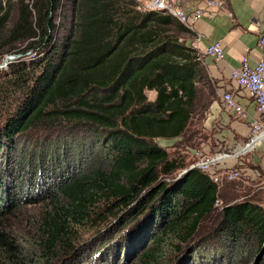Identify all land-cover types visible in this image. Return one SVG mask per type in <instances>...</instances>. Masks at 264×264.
<instances>
[{"label":"trees","instance_id":"trees-1","mask_svg":"<svg viewBox=\"0 0 264 264\" xmlns=\"http://www.w3.org/2000/svg\"><path fill=\"white\" fill-rule=\"evenodd\" d=\"M58 2L35 0L32 8L27 5L10 29V40L28 42L27 51L41 48L43 42L51 44L56 27L51 13L57 10ZM2 13L0 26L6 27L9 14L1 0ZM77 13L76 33L70 34L68 43L63 40L61 45L52 44L29 93V102L13 125L19 132L39 121L91 125L95 138L87 142L88 149L99 147L109 161L108 169L94 167L77 176L71 171L62 181L55 176L48 181L56 183L49 194L55 191L57 197L41 222V252L53 259L47 264H55L68 254L74 259L79 257L69 264H85L81 256L99 244L102 250L96 259H104L105 264H119L125 257L128 262L138 258L146 264L145 260L159 261L161 245L173 239L181 240L174 254L176 261L189 252L202 264L198 252L203 243L216 247L213 256L221 264H232L243 256L252 262L256 258V264L261 256L258 264H264L262 204L253 200L223 203L222 211L215 214L223 188L209 173L187 168L175 183L160 177H168L187 164L183 158H170L156 139L191 141L192 136L203 135L202 129L190 130L198 92L196 82L202 72L199 54L182 39L191 30L163 11L140 10L135 0H78ZM17 72L18 77L26 75L20 69ZM149 91L157 93L155 100H150ZM188 132L191 138L184 139ZM59 152L52 157L57 166L62 162ZM89 153L94 158L95 152ZM90 156L85 155V160ZM75 164L68 163L71 167L67 169ZM61 169L55 167L54 174L60 175ZM47 186L39 187L37 193L44 187L49 189ZM0 191L2 223L7 217L6 195L2 187ZM144 192L146 199L114 227L124 226L118 240H113L116 230L102 233L92 242L94 238L85 245L84 252L83 247L76 249V244L70 243L91 212H99L98 204L116 198L127 206ZM31 198L27 195L25 200L37 202ZM141 214L145 215L143 221L131 223L139 221ZM205 220H212L208 232L203 228ZM23 245L0 228V264H33L34 257L26 260Z\"/></svg>","mask_w":264,"mask_h":264},{"label":"rangeland","instance_id":"rangeland-1","mask_svg":"<svg viewBox=\"0 0 264 264\" xmlns=\"http://www.w3.org/2000/svg\"><path fill=\"white\" fill-rule=\"evenodd\" d=\"M2 1L4 7L7 9L9 17L8 20H6V27L0 26V177L3 181L2 183L0 182V188L2 187V190H5V199L8 200V202L5 200L4 209L7 217L2 219L0 228H3L7 233L12 234L16 240H20V242L24 244L27 261L34 257L33 264H47L48 261H52L53 259L44 256L46 253L43 252L45 251L41 252V242L43 240L41 222L47 210L51 209L52 200L57 197L55 191L49 194L53 189V185L56 183L52 184L51 182L48 183V181L52 180L54 176L62 181L72 172L74 176H77V174L89 171L94 167L108 169L109 161L106 154L102 152L99 147H95L92 150L88 149V144L95 138V132L92 130L93 127L91 125L82 127L81 125L74 126L63 122L48 123V121H39L37 125L32 126L24 132L13 129L17 117L29 102V93L35 83L36 76L42 72L43 66L46 64V60L51 53L50 49L52 48V44L56 43L61 45L64 41L68 43L66 39L70 37V34L76 33L79 22V14L77 13L78 0H59L57 10L51 13V17L54 18V24H56L54 32L52 33V30L50 32L54 36L53 42L51 44L43 42L41 48L36 50L28 49V51V42L20 43L14 39L10 40V29L19 19L21 11L25 9L27 5L32 8L35 0ZM186 1L187 0H177V4L186 6ZM135 2L137 1L135 0ZM0 16L3 17V13L0 14ZM187 35L188 33L183 35L182 39L184 41ZM37 63L38 65L36 66ZM19 69L23 73H26V75L18 77V72L16 73V71ZM156 95L157 93L155 91L148 92L150 100H155ZM202 128L201 119L198 112L195 111L190 130L193 132ZM202 133L203 135H201L204 138L200 137V134L194 135L191 138L188 132L184 139L191 138V141H182L183 138L156 139V144L158 146L168 150L170 158H174L175 156L183 158L187 164V167L180 169L174 174L168 175V177L160 175L162 181L168 183L176 182L182 177L184 170L187 168L191 169L202 157L210 158V156L223 154H211L208 151L206 152L203 149V142L205 140L202 141L201 138L206 139L207 133L204 131H202ZM72 137H74V143H71ZM251 138L252 137L249 138L246 145ZM88 141L89 143L87 144ZM260 144H264V142H260L253 147H248L245 149L244 154ZM65 149H67V151L63 153ZM57 150H60V155L56 156L62 161L58 166L55 165V160L52 159V157H55L53 154L57 152ZM90 151L95 152L94 158H92V153H89ZM44 155L47 157H44ZM85 155L91 156L88 160L87 158L85 160ZM224 161L225 159L223 162ZM75 162V167L68 170L67 168L71 167L68 163L72 164ZM63 164L67 165L64 167ZM222 165L223 163L220 165L216 164L214 168L218 171L219 167ZM55 167L58 169L64 167L60 172L62 177L54 174ZM222 174L224 175H222L218 181H214L218 184L219 188H223L219 196L221 206H216L215 214H219L222 211L223 203H236L244 200L259 202L261 191H259L258 188H264V182L261 183L258 177L256 179H251V181L249 180V182L243 172V166L240 163L231 165L228 169L223 170ZM44 185H48L47 187L49 189H46L45 186L43 189L38 190L37 193V189ZM144 194L145 192L140 195L136 201L127 206H122L120 201L116 198L101 202L96 207L99 212H95V210L91 212L90 218L85 224L78 227V235H75L73 237L74 241L70 243L76 244V249L83 247L81 250L84 252L85 245L94 238L92 242H94L96 238L98 239L101 236L100 234L116 230L119 231L115 232L116 237L113 240H118L119 235L124 234V231L122 232L124 226L116 230H114V227L121 223V219L127 218L125 216L127 213L137 209L139 201L141 200L143 202L148 196ZM27 195L32 196L31 199L37 202L31 203L26 201ZM42 195H45V197H42ZM62 201L64 202L63 199ZM144 216L145 215H142L141 218L138 217L139 221H132L131 223L143 221ZM205 221L203 225L204 229L213 227L212 220ZM131 223L128 229L131 227ZM206 230L207 232L210 231L208 229ZM180 241V239H173L161 245L158 254L162 255V258H160L159 261L145 260L146 264H174V262H176V264H201L199 259L195 260L192 256L190 257L189 252L181 256L179 261H176L177 258L174 254ZM63 244L55 251L57 254L61 251ZM100 247L99 244L98 247L92 248L93 251H91V253L89 252L90 248L86 249L85 253L81 256V262L85 264H105L104 259L102 261L96 259V257H98V252L102 250ZM211 247L212 246H203L202 243L201 248H199L198 253L199 255L201 253V260L203 259L202 264H221V262H219V260L216 261L213 256V249H216V247ZM72 254L71 256H75L76 252L74 255ZM121 254L124 253L122 252ZM67 256H69V254ZM67 256H61V259L55 264H69L71 261L79 259V257L74 259V257ZM119 257L118 254V258ZM157 258L159 259V255H157ZM255 259L252 262L251 258L243 256L232 264H256ZM127 262L128 258L125 257L122 261L120 259L119 264H144V261H140L138 258L129 259V262Z\"/></svg>","mask_w":264,"mask_h":264},{"label":"crops","instance_id":"crops-1","mask_svg":"<svg viewBox=\"0 0 264 264\" xmlns=\"http://www.w3.org/2000/svg\"><path fill=\"white\" fill-rule=\"evenodd\" d=\"M222 1V7H209L206 0H187L186 6H182L189 10L204 8L213 13L212 17L199 20L185 38L201 60L194 108L201 119L202 131L207 133L203 149L211 154H231L216 173L240 163L248 181L258 177L262 183L264 144L244 154L259 113L254 100L233 82L231 74L241 66L243 56H249L252 65L261 58L259 39L264 35V0ZM217 41L225 50V57L220 60L206 54L207 48ZM226 91H231L246 108L244 116L227 107L223 100ZM258 189L261 191L259 203L264 205V188Z\"/></svg>","mask_w":264,"mask_h":264},{"label":"built area","instance_id":"built-area-1","mask_svg":"<svg viewBox=\"0 0 264 264\" xmlns=\"http://www.w3.org/2000/svg\"><path fill=\"white\" fill-rule=\"evenodd\" d=\"M136 1L140 10L163 11L166 14L176 18L180 23L187 26L190 30H194L195 24L203 17L213 16L212 12L206 11L204 8H199L197 10H189L184 8L177 4V0ZM206 3L209 7H222L224 5L222 0H206ZM259 48L261 50V58L255 65L251 64L249 56H243L241 66L239 68H235L231 74L233 82L240 88L244 89L254 100L257 112L259 113V119L252 126V138L246 145L245 149L260 142H264V35L260 36ZM206 54L220 60L225 57V50L222 43L217 41L207 48ZM223 100L227 107L233 109L238 115L244 116L246 114V108L238 102L231 91L224 92ZM226 155L228 154H219L215 157L221 158ZM209 160V158L203 159L202 157L200 161H202L203 164L204 161ZM195 166L197 167V165ZM212 178L214 181L217 180L213 176ZM219 201L220 200H217L216 206H218Z\"/></svg>","mask_w":264,"mask_h":264},{"label":"bare ground","instance_id":"bare-ground-1","mask_svg":"<svg viewBox=\"0 0 264 264\" xmlns=\"http://www.w3.org/2000/svg\"><path fill=\"white\" fill-rule=\"evenodd\" d=\"M253 147V146H252ZM224 154V153H223ZM217 156V155H216ZM228 156H230V154H228V155H226V156H224V157H221V158H216L215 156H210V160L209 161H204L203 162V164H202V161H199L197 164H195V165H197V167L194 165L191 169H199V170H201V169H203L204 171H206L207 173H209L211 176H213L215 179H217V180H215V181H218V179H220V177L222 176V175H224V174H222V173H220V174H218V173H216L215 172V168H214V165H216V164H221V163H223L224 164V162H223V160L226 158V157H228ZM203 159H208V158H203ZM213 160V161H212ZM202 164V165H201ZM214 169V170H213ZM203 170H201V171H203ZM213 170V171H212ZM203 171V172H204ZM187 171H184V173H186ZM183 173V174H184ZM218 206H221V202L219 201V204H218Z\"/></svg>","mask_w":264,"mask_h":264},{"label":"water","instance_id":"water-1","mask_svg":"<svg viewBox=\"0 0 264 264\" xmlns=\"http://www.w3.org/2000/svg\"><path fill=\"white\" fill-rule=\"evenodd\" d=\"M260 258H261V256H259V258H258L257 262L260 260Z\"/></svg>","mask_w":264,"mask_h":264}]
</instances>
